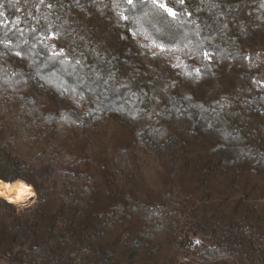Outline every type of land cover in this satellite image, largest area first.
Instances as JSON below:
<instances>
[{"label": "trees", "instance_id": "16d2710c", "mask_svg": "<svg viewBox=\"0 0 264 264\" xmlns=\"http://www.w3.org/2000/svg\"><path fill=\"white\" fill-rule=\"evenodd\" d=\"M167 2L0 0V263L264 264V0Z\"/></svg>", "mask_w": 264, "mask_h": 264}, {"label": "snow or ice", "instance_id": "6c2138e0", "mask_svg": "<svg viewBox=\"0 0 264 264\" xmlns=\"http://www.w3.org/2000/svg\"><path fill=\"white\" fill-rule=\"evenodd\" d=\"M126 2H127V4L129 6H132L135 3V0H126ZM179 2L182 4L184 2V0H179ZM152 3L158 5L161 9H163L171 17H173V18L177 17V15H178L177 10L174 7L169 6L167 0H152ZM0 6H2V5H0ZM2 15H3V13H0V16H2ZM122 19L125 21V29H124V36H122L121 38L122 39H128V38L134 37L135 33H133L131 31V27H130L131 21H130L129 16L128 15H124L122 17ZM8 23H10V22H8ZM4 24H5V21L0 20V26H3ZM158 47L163 49L164 45L160 44V45H158ZM145 54H147V53H145ZM61 55H63V53H61ZM204 55L205 56H210L209 53H205ZM53 58L54 59H59L60 57L57 56L55 53H53ZM0 183H3V182H0ZM3 187L10 190L12 185L10 183H3ZM21 187H22L23 190L27 191L26 188H23V186H21ZM3 195H5V193L4 192H0V196H3Z\"/></svg>", "mask_w": 264, "mask_h": 264}, {"label": "bare ground", "instance_id": "6f19581e", "mask_svg": "<svg viewBox=\"0 0 264 264\" xmlns=\"http://www.w3.org/2000/svg\"><path fill=\"white\" fill-rule=\"evenodd\" d=\"M12 185L11 189H6L2 186H0V192H4L5 195L1 196L3 198L8 199L10 202L19 203V204H25L30 201H34L37 197V193L30 183L22 180V179H16L13 182H10ZM23 188H26V190H23Z\"/></svg>", "mask_w": 264, "mask_h": 264}, {"label": "rangeland", "instance_id": "374dc122", "mask_svg": "<svg viewBox=\"0 0 264 264\" xmlns=\"http://www.w3.org/2000/svg\"><path fill=\"white\" fill-rule=\"evenodd\" d=\"M30 137H31L30 134H25V133L20 132L19 135H18V137H17L16 139H14V141L17 142V143H19V146H20V147H23V145L21 144L20 141H22V140H29ZM24 181H25V180H24ZM33 187H34V186H33ZM0 198H1V197H0ZM2 199H3V198H2ZM4 200L7 201L8 199L5 198ZM8 201H9V200H8ZM8 201H7V202H8ZM32 202H33V200L30 201V202H28V203H25V204H19V203H15V204H18L19 206H26V205H29V204L32 203ZM8 203H11V202L9 201ZM11 204H12V205L10 206V209L15 210V212H21V213H23L24 211H27V209H19V208L14 204V202H12ZM0 264H8V263L5 262V261H1Z\"/></svg>", "mask_w": 264, "mask_h": 264}]
</instances>
